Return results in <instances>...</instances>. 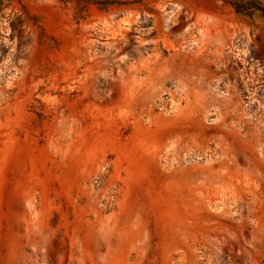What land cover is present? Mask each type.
I'll return each mask as SVG.
<instances>
[{"label": "rangeland", "instance_id": "rangeland-1", "mask_svg": "<svg viewBox=\"0 0 264 264\" xmlns=\"http://www.w3.org/2000/svg\"><path fill=\"white\" fill-rule=\"evenodd\" d=\"M0 264H264V0H0Z\"/></svg>", "mask_w": 264, "mask_h": 264}, {"label": "bare ground", "instance_id": "bare-ground-1", "mask_svg": "<svg viewBox=\"0 0 264 264\" xmlns=\"http://www.w3.org/2000/svg\"><path fill=\"white\" fill-rule=\"evenodd\" d=\"M113 8V7H112Z\"/></svg>", "mask_w": 264, "mask_h": 264}]
</instances>
